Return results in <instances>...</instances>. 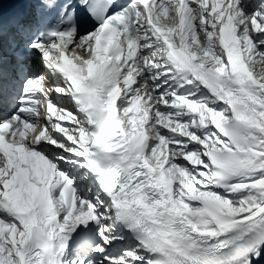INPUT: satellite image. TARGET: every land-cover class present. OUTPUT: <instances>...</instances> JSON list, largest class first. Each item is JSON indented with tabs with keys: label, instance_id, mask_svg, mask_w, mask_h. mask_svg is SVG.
<instances>
[{
	"label": "snow or ice",
	"instance_id": "obj_1",
	"mask_svg": "<svg viewBox=\"0 0 264 264\" xmlns=\"http://www.w3.org/2000/svg\"><path fill=\"white\" fill-rule=\"evenodd\" d=\"M0 264H264V0H0Z\"/></svg>",
	"mask_w": 264,
	"mask_h": 264
}]
</instances>
